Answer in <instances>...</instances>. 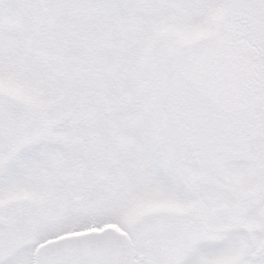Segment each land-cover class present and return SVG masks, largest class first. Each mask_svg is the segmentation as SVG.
<instances>
[{"label":"snow or ice","instance_id":"obj_1","mask_svg":"<svg viewBox=\"0 0 264 264\" xmlns=\"http://www.w3.org/2000/svg\"><path fill=\"white\" fill-rule=\"evenodd\" d=\"M0 264H264V0H0Z\"/></svg>","mask_w":264,"mask_h":264}]
</instances>
